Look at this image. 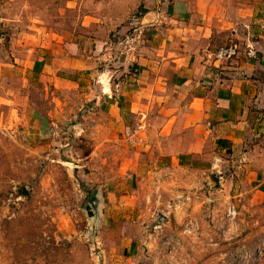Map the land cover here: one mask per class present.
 <instances>
[{"label":"crops","instance_id":"crops-1","mask_svg":"<svg viewBox=\"0 0 264 264\" xmlns=\"http://www.w3.org/2000/svg\"><path fill=\"white\" fill-rule=\"evenodd\" d=\"M116 7L118 41L71 26L67 10L43 0H0V108L21 114L38 145L74 114L91 121L90 134L100 131L103 148L117 145L122 161L100 196L98 221L129 249L145 238L130 231L145 227L151 196L190 199L227 168L245 169L264 200V0ZM231 43L241 55L217 62Z\"/></svg>","mask_w":264,"mask_h":264},{"label":"rangeland","instance_id":"rangeland-1","mask_svg":"<svg viewBox=\"0 0 264 264\" xmlns=\"http://www.w3.org/2000/svg\"><path fill=\"white\" fill-rule=\"evenodd\" d=\"M43 2L67 10L71 26L118 41L117 0ZM25 121L0 108V264H264V200L245 169L227 168L190 199L151 196L145 227L130 231L145 238L129 249L87 211L122 161L117 145L103 148L100 131L90 134L91 121L75 114L38 145Z\"/></svg>","mask_w":264,"mask_h":264},{"label":"built area","instance_id":"built-area-1","mask_svg":"<svg viewBox=\"0 0 264 264\" xmlns=\"http://www.w3.org/2000/svg\"><path fill=\"white\" fill-rule=\"evenodd\" d=\"M5 40L4 35H0V42H3ZM241 47L236 43L228 44L224 47H221L217 50V52L213 55L214 59L217 62L223 63V62H231L236 60L241 55ZM246 56L248 58H256L257 52L256 50L250 46H246ZM235 210H233V214H235Z\"/></svg>","mask_w":264,"mask_h":264},{"label":"water","instance_id":"water-1","mask_svg":"<svg viewBox=\"0 0 264 264\" xmlns=\"http://www.w3.org/2000/svg\"><path fill=\"white\" fill-rule=\"evenodd\" d=\"M99 201H100V194L96 190L91 195L87 206V211L89 213V216L92 217L95 215V221H97L99 218Z\"/></svg>","mask_w":264,"mask_h":264}]
</instances>
